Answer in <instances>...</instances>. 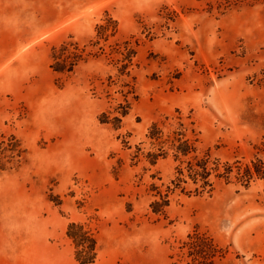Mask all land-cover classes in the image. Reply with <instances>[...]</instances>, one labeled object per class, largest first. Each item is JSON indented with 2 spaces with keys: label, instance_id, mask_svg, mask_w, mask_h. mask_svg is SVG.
Here are the masks:
<instances>
[{
  "label": "rangeland",
  "instance_id": "374dc122",
  "mask_svg": "<svg viewBox=\"0 0 264 264\" xmlns=\"http://www.w3.org/2000/svg\"><path fill=\"white\" fill-rule=\"evenodd\" d=\"M207 262L264 264V0H0V264Z\"/></svg>",
  "mask_w": 264,
  "mask_h": 264
},
{
  "label": "trees",
  "instance_id": "16d2710c",
  "mask_svg": "<svg viewBox=\"0 0 264 264\" xmlns=\"http://www.w3.org/2000/svg\"><path fill=\"white\" fill-rule=\"evenodd\" d=\"M76 225H71V230L77 228ZM81 228V227H79ZM82 229V228H81ZM73 239H75V245L78 251V260L87 263L93 260V255L91 256V252L95 250V241L94 239L88 235V232H81L78 234H70ZM195 243L200 244V240L195 241ZM202 247V246H201ZM209 264V262H207Z\"/></svg>",
  "mask_w": 264,
  "mask_h": 264
}]
</instances>
